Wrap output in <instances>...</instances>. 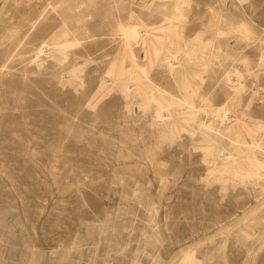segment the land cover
<instances>
[{
    "label": "rangeland",
    "instance_id": "obj_1",
    "mask_svg": "<svg viewBox=\"0 0 264 264\" xmlns=\"http://www.w3.org/2000/svg\"><path fill=\"white\" fill-rule=\"evenodd\" d=\"M45 1L0 0V59L8 52L0 70V264H264V174L207 181L202 158L210 142L229 146L231 128L249 127L264 143L256 128L264 119V0H225L219 25L206 11L212 0L188 2L187 39L214 38L229 53L217 52L196 77L195 119L178 112L181 134L161 144L152 110L133 103L127 112L116 83L86 105L119 47L112 0H70L76 12L65 14L78 21L82 43L48 45L37 56ZM124 3V21L135 22L131 8L146 27L125 52L126 68L147 65L153 81L179 96L149 48L174 0ZM224 100H232L231 123L220 134L215 110Z\"/></svg>",
    "mask_w": 264,
    "mask_h": 264
},
{
    "label": "bare ground",
    "instance_id": "obj_2",
    "mask_svg": "<svg viewBox=\"0 0 264 264\" xmlns=\"http://www.w3.org/2000/svg\"><path fill=\"white\" fill-rule=\"evenodd\" d=\"M125 1L126 0H112L117 10L115 17L118 25L119 47L110 66L105 69L103 74L100 76L95 91L91 93V95L88 94L89 96L85 99V102L88 107L90 106L94 108L97 100L101 96L107 94L113 84L116 83L120 93L122 92V95L126 99V111H130L133 103H137L142 112L152 110L151 126L157 132L158 143L161 144L164 141L172 142L176 139V137H178L180 130L183 127V123L181 124L178 119L174 118V116L178 112L186 113L187 115L181 118H183L186 123H189L188 120L195 119V116L197 115V109H195L196 106L192 98V94L195 92L193 84H195L196 77L201 76V73L209 68V65L214 62V59H217V52H221L223 57H226L229 52L226 48H223V46L216 47L214 38L206 41L200 39H198L197 42L189 41L184 30V22L185 7L191 0H174L170 11L162 12L163 20L166 21L167 25H165V28L163 27V29L160 30L161 36L157 37L152 42V47H149L152 49L151 52H153L154 58L163 61V64L166 67L167 75H169L172 81L177 84L179 96L174 95L172 91L159 86L152 80L149 75V69L146 67L147 65L143 66L137 64L134 70L126 68L125 52L128 50L132 53L133 43L135 45L136 41L143 39V36H145L144 28L146 27L143 24L142 14L132 10L131 8H128L129 16L132 17L131 19L135 20V22L127 23L124 21L121 10L125 8ZM224 3L225 0H212V2L207 6L206 11L209 13L211 20L216 25H219L226 20L224 16L225 11L223 9ZM74 6L75 4L73 5L70 0H47L44 2L42 13H40V15H42V18L46 20V35H44V38L41 39L38 47L35 45L37 47L35 51L37 56L42 53H46L48 45H56L62 51H66V49H68L67 47L76 46L82 43V37L79 33V30L81 29L78 21H76V24L72 25L65 14L67 12L74 15L76 12L74 10ZM31 15L35 16L33 13ZM38 19L39 15L35 19L30 20L28 29L32 28L37 23ZM75 19L76 18L74 16V22ZM145 30L147 31V29ZM2 38L3 36H0V40ZM147 39L149 40V38ZM145 43L147 44V41ZM49 51L51 52V50ZM7 59L8 52H3L0 59V70L8 68V65L5 63ZM258 59L259 61L257 65L263 67L264 52L259 55ZM147 60L149 61V59ZM233 79L234 78H232V80ZM257 95L259 96V94L256 93V96ZM254 100L256 101V99ZM231 104L232 100H224L215 110V115L218 118V131L220 134L222 129L224 127H228L231 123ZM199 125H205L209 131L210 129H213V126L206 122H201ZM256 128L261 130L264 135V119L257 122ZM250 129L251 128L249 127L246 128L243 130V133V131H241V129L239 130V128H231L230 133H228L230 138L228 144L229 146L225 144L227 147L210 142L208 146L202 148V158L206 161L208 167V172L205 176L207 181L209 179L212 181L218 180L222 184L227 178L248 181L253 178H259L262 174H264V145H262L264 143L256 144L253 139V133ZM210 134H212V136L214 135L213 132ZM247 135L250 137V142L247 140ZM209 141H211L210 138ZM220 144L222 143L220 142ZM154 146L159 147L158 144H154Z\"/></svg>",
    "mask_w": 264,
    "mask_h": 264
}]
</instances>
